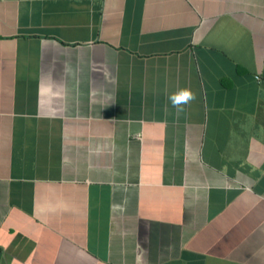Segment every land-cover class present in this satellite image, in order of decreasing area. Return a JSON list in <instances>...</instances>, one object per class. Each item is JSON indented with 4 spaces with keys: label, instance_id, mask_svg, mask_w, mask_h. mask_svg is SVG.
I'll return each instance as SVG.
<instances>
[{
    "label": "crops",
    "instance_id": "0c3cea01",
    "mask_svg": "<svg viewBox=\"0 0 264 264\" xmlns=\"http://www.w3.org/2000/svg\"><path fill=\"white\" fill-rule=\"evenodd\" d=\"M0 264H264V0H0Z\"/></svg>",
    "mask_w": 264,
    "mask_h": 264
},
{
    "label": "clouds",
    "instance_id": "9594fccd",
    "mask_svg": "<svg viewBox=\"0 0 264 264\" xmlns=\"http://www.w3.org/2000/svg\"><path fill=\"white\" fill-rule=\"evenodd\" d=\"M195 99L196 94L191 87L178 88L176 91L171 92L168 95V101L178 115L183 113L186 110V107H190Z\"/></svg>",
    "mask_w": 264,
    "mask_h": 264
}]
</instances>
